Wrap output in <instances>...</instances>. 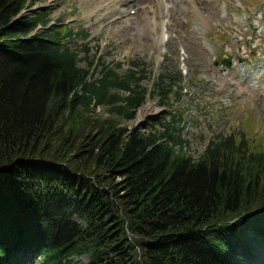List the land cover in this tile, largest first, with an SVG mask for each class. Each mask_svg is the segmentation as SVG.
<instances>
[{
	"label": "trees",
	"instance_id": "obj_1",
	"mask_svg": "<svg viewBox=\"0 0 264 264\" xmlns=\"http://www.w3.org/2000/svg\"><path fill=\"white\" fill-rule=\"evenodd\" d=\"M27 1L0 0V264L23 249L41 264H234L251 233L263 248L262 144L219 134L196 160L176 118L122 126L146 101L141 73L93 79L72 47L88 33L21 15ZM181 80L164 65L152 93L167 104Z\"/></svg>",
	"mask_w": 264,
	"mask_h": 264
},
{
	"label": "rangeland",
	"instance_id": "obj_2",
	"mask_svg": "<svg viewBox=\"0 0 264 264\" xmlns=\"http://www.w3.org/2000/svg\"><path fill=\"white\" fill-rule=\"evenodd\" d=\"M187 1L177 6L163 0V12L153 15L147 3L141 9L121 0H28L21 15L42 12L52 24L87 31L89 38L76 39L72 47L81 50L80 66L93 60V79L101 76L103 65L121 76L130 70L141 73L146 101L134 119L121 121L122 126L163 132L160 122L176 118L174 134L184 141L183 151L196 160L219 134L244 133L264 147V78L253 86L237 78L264 60V0ZM154 22L158 26L150 33ZM167 35V42H156ZM164 65L183 71L181 92L174 88L167 104L152 93ZM93 109L103 118L111 116L106 107ZM257 243H252L254 261L242 251L238 264H264V248ZM38 255L31 254L37 264ZM87 261L88 256H82L71 264Z\"/></svg>",
	"mask_w": 264,
	"mask_h": 264
},
{
	"label": "bare ground",
	"instance_id": "obj_3",
	"mask_svg": "<svg viewBox=\"0 0 264 264\" xmlns=\"http://www.w3.org/2000/svg\"><path fill=\"white\" fill-rule=\"evenodd\" d=\"M122 2H133L135 4V7H139L141 9H144V7H142V5L144 4H151L150 5V9L153 13V15H157L158 13H162L164 8L162 6L163 4V0H121ZM174 3L177 5V6H181L182 5V1L183 0H173ZM199 1V0H198ZM187 2H196V0H188ZM148 5V6H149ZM143 11V10H142ZM122 12H125V11H122ZM124 14V13H123ZM200 14V13H199ZM150 20H155V17H150L149 18ZM152 20V21H153ZM262 21V20H261ZM128 22V21H127ZM150 23V22H148ZM153 26V28H151V30H148L150 31V33L155 29L154 26H158V23H153L151 24V27ZM155 31V30H154ZM167 40V37H159L156 42H166ZM164 51H162L163 53ZM260 67V69H259ZM254 70L253 72L249 73L246 72V70H243L241 71V73L237 76V78H245V82H248L250 83L252 86L255 85L256 82H258L259 80L262 81L263 78H264V60H261L259 62V64H257L255 67H253ZM235 72V71H234ZM236 73V72H235ZM262 98V97H261ZM260 98V100H261ZM258 99V98H257Z\"/></svg>",
	"mask_w": 264,
	"mask_h": 264
}]
</instances>
